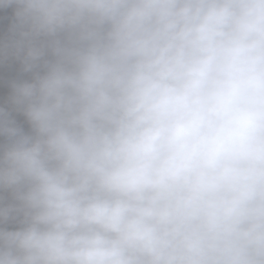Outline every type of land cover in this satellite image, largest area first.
I'll return each mask as SVG.
<instances>
[{
	"label": "clouds",
	"instance_id": "1",
	"mask_svg": "<svg viewBox=\"0 0 264 264\" xmlns=\"http://www.w3.org/2000/svg\"><path fill=\"white\" fill-rule=\"evenodd\" d=\"M0 264H264V0H0Z\"/></svg>",
	"mask_w": 264,
	"mask_h": 264
}]
</instances>
